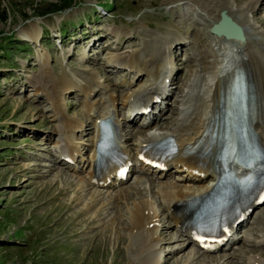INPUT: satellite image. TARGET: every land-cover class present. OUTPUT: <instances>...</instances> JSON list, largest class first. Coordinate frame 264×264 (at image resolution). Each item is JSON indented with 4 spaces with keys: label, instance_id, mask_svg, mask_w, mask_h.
Returning <instances> with one entry per match:
<instances>
[{
    "label": "rangeland",
    "instance_id": "rangeland-1",
    "mask_svg": "<svg viewBox=\"0 0 264 264\" xmlns=\"http://www.w3.org/2000/svg\"><path fill=\"white\" fill-rule=\"evenodd\" d=\"M64 1L0 0V17L6 12L0 21V264H147L141 247L147 241L136 247L128 240L135 234L129 232L126 215L135 199L153 201L156 211L158 227L154 224L149 228L158 240V256L153 264H213L217 260L220 264V259L226 258L224 251L233 253L231 264H244L250 250L264 258L262 249L252 246L250 237L228 244L225 250L204 254L198 246L181 241L178 237L183 235L167 216L156 193V186L163 182L179 183L177 179L183 174L173 168L171 176L160 179L132 172L122 190L141 187L144 195L113 200L108 196L110 190L100 189L101 197L87 209L86 203L97 189L88 186L82 198H74L79 192L76 180L83 175L82 170L73 172L67 163L56 164L58 160H53L60 151L54 145L60 143L62 121L71 117L89 123L81 78L95 75L99 82L115 89L123 113L124 93L146 82L147 76L129 84L137 74L114 65L111 58L131 51H141V58H147L155 43L152 35L157 36L161 51L170 60L167 52H175L174 59L180 54L173 68V86L178 87L174 92L180 94H174L165 104L177 107L171 106L161 115L165 128L171 127L177 117L182 83L192 71L193 62L185 59L189 49L195 48V31L199 30L198 38L202 39L212 34L211 24L203 16H190L183 0H69L66 8L46 13ZM239 4L235 3L241 7ZM253 11L257 24L264 29V0H256ZM116 34L118 38L113 36ZM168 43L176 47L169 51ZM217 43L219 48L221 43ZM61 77L71 86L61 91L52 89ZM52 92L59 97L61 116L50 99ZM158 110H162L159 105ZM58 127L57 133L54 129ZM76 137H82L80 146L89 138L80 133ZM152 179L155 188L150 192ZM95 211L100 214L95 216ZM263 212L264 205H258L250 213L255 221L246 224L260 228ZM245 229L242 225L235 235H244ZM195 250H199L196 259L187 262L185 256Z\"/></svg>",
    "mask_w": 264,
    "mask_h": 264
},
{
    "label": "bare ground",
    "instance_id": "bare-ground-1",
    "mask_svg": "<svg viewBox=\"0 0 264 264\" xmlns=\"http://www.w3.org/2000/svg\"><path fill=\"white\" fill-rule=\"evenodd\" d=\"M183 1L182 4L184 8L190 11V16H203L211 26L220 20V14L224 12L241 27L244 38L229 37L225 39L223 35L211 33L210 38L206 36L202 39L198 38L199 30L195 31L196 37L193 43L195 44V48L192 49V46L189 49V56L185 59L193 62L192 71L190 76L182 83L180 89L182 95L178 100L179 106L176 108L178 111L177 117L174 120V124L168 128H165L164 123L166 122L164 118L161 119V115L163 112L166 114V112L170 111L169 107L172 105H165L166 103L168 104V100L174 94H180V92H174L178 87L173 86L176 82V80H173L175 75L173 68H176V60L180 56V54L176 53V59H174L175 52L173 53L171 49L176 47V45H173L175 42L172 45L170 43L167 45V47L170 46L167 49L169 51L171 50V52H167V54L171 56V60L170 57L164 54V50L161 51V44L155 35H152L154 37L151 39L155 43L153 48L150 49L151 53L147 58H141V51H131L125 56L112 57L111 60L114 65H119L137 74L135 79L131 80L129 84L136 80L139 81L144 74L147 76L146 82L135 84L129 89L127 88V92L123 95L125 100L121 101L122 109L124 110L121 113L118 102L119 98L115 89H111L107 85L99 82L95 75L82 77L79 83L80 88H82L81 90L84 92V108L89 123H82L78 119L71 117H66L62 121L60 125L62 128L60 143L55 144L56 146L54 145L60 151L58 157L54 158L53 161L55 163V160H58L56 164L60 162L64 164L65 156L74 161L69 165L73 172L82 170L83 175L79 176L76 180L79 192L75 193V199L82 198V191L84 192L88 186L97 189L95 191L98 192L90 196L89 201L86 203V209L97 203L99 197H101L100 189L110 190L108 196L113 200L127 199L133 194L142 195L144 190L141 187L122 190V185L126 183L127 177L132 172L138 171L144 175L149 174L158 179L171 176V168L176 173H182L183 177L177 179L179 183L175 181V183L163 182L162 185L156 186V193H158V197L161 199L162 206L164 204L166 207L165 211L167 216L173 219L174 226L180 230L181 236L183 235L178 238L183 242L186 241L187 243L195 244L200 248L202 242L198 241L191 227L183 224L184 215L180 210L189 200L210 191L218 179V173L214 170L216 165L213 162L216 149L215 139L213 141L211 135L214 127V117L220 109V98L221 96L225 97V95H228L231 77L235 71L242 72L249 83L253 102L250 124L260 144L264 146V29L257 24L254 18L253 7L256 0ZM234 2L236 4L241 3L242 6H237ZM195 19L197 20L198 18ZM197 24L199 23L197 22ZM41 36L42 33H40ZM113 36H117V34ZM33 37H35V34ZM39 38L38 42L40 41ZM217 41L221 44L224 43L222 46L219 44L218 48L215 46L218 44ZM140 60L141 63H139ZM133 68H137L142 73L135 71ZM129 84L128 87L130 86ZM52 85V89L61 91L68 89L71 83L70 81L67 82L64 77H61L59 81H56ZM170 86L174 87V90H172L173 93L170 91ZM92 91L100 94L94 96L91 93ZM55 95L52 92L50 99L54 103V108L59 110L58 112L55 111L56 114L61 116V113H59L62 112L60 109V100ZM156 100H162L164 102L162 105L160 103L158 104L159 108L163 110H160L161 114L157 107V111L153 112L152 115L154 123L158 127L163 128L158 138H171L176 148V152L170 158H163L160 162L159 159H155L151 155L150 151L145 149L149 139L145 135H132V130L128 128L136 120L138 112L141 110H148L150 112V108L154 106ZM172 107H177V105ZM105 119H110L115 126L116 151L119 159L114 162L107 161L100 168L96 169L94 162L95 145L99 139V124ZM162 120H164L163 123ZM79 128L81 131H79ZM54 130L58 133L60 129L58 127ZM146 131L148 132V129L143 131L138 130L137 132L142 133ZM78 133L89 136L87 143L81 144L82 147L78 144V141H82V137H76ZM189 151H192V154L184 157V154ZM153 162L159 163V165L156 164L158 168L155 167L157 169L155 171L154 167H152ZM234 170L239 169L236 167ZM152 182L153 179L148 185V191L150 192H152V188H155ZM132 202L131 207L128 208L126 218L129 223V232L135 235H129L128 240L130 244L136 247L141 246L147 241L144 246H141L142 252L145 253L144 256L147 264H153L158 256L155 250L158 240L153 237L154 232L149 229L157 220L156 211L153 208V201L135 199ZM256 206L258 205L255 202H251L248 207L243 209L246 215L239 214V217L234 223L226 224L221 231L220 240L208 246H204L206 243H203L204 247L202 246L200 248L203 251L202 253L216 252L220 249L225 250L228 244H238L242 241L243 237H250L254 241L251 243L252 246L256 245L264 253V216L259 218L260 228L257 227L256 229L253 225H247L248 223L253 224L255 221L250 217V210H253ZM99 214L100 211H95V216ZM158 224L159 222H156V229ZM242 225L246 227L244 235H235ZM198 251L195 250L192 253L190 251L184 259L187 262H192L196 259V253L198 254ZM251 252L252 250H250L248 255L244 256V264H264L262 255H254ZM223 255L226 258L220 259V262H222L220 264L224 262L229 263V260L233 257V253L230 254L228 251H224ZM199 260L201 261L200 258ZM212 263L218 264L219 262L217 260Z\"/></svg>",
    "mask_w": 264,
    "mask_h": 264
},
{
    "label": "water",
    "instance_id": "water-1",
    "mask_svg": "<svg viewBox=\"0 0 264 264\" xmlns=\"http://www.w3.org/2000/svg\"><path fill=\"white\" fill-rule=\"evenodd\" d=\"M223 27H227L230 31L226 32L223 30ZM216 35H223L226 38L235 37L238 39H243V33L241 27L233 21L229 16L224 12L220 14V20L217 23L213 24L210 29Z\"/></svg>",
    "mask_w": 264,
    "mask_h": 264
},
{
    "label": "trees",
    "instance_id": "trees-1",
    "mask_svg": "<svg viewBox=\"0 0 264 264\" xmlns=\"http://www.w3.org/2000/svg\"><path fill=\"white\" fill-rule=\"evenodd\" d=\"M68 4H69V0H65L62 4H60V5H54L55 7H54V9H49L46 13H51V12H54L55 10L56 11H60V10H62V9H64V8H66L67 6H68ZM5 17H6V12L5 11H3V13H2V15H1V17H0V21H2L3 19H5Z\"/></svg>",
    "mask_w": 264,
    "mask_h": 264
}]
</instances>
